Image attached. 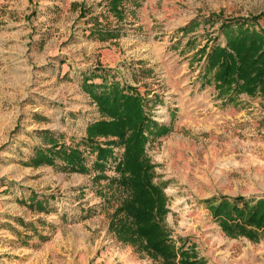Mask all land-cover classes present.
<instances>
[{
	"label": "rangeland",
	"instance_id": "obj_1",
	"mask_svg": "<svg viewBox=\"0 0 264 264\" xmlns=\"http://www.w3.org/2000/svg\"><path fill=\"white\" fill-rule=\"evenodd\" d=\"M257 14L264 0H0V264H159L108 230L122 195L106 178L29 163L48 129L90 165L80 138L101 118L81 87L90 71L135 89L165 127L144 152L175 245L203 264H264V228L230 237L205 202L264 199V99L228 100L199 77L200 53L224 42L221 23ZM112 150L107 176L123 145Z\"/></svg>",
	"mask_w": 264,
	"mask_h": 264
},
{
	"label": "trees",
	"instance_id": "obj_2",
	"mask_svg": "<svg viewBox=\"0 0 264 264\" xmlns=\"http://www.w3.org/2000/svg\"><path fill=\"white\" fill-rule=\"evenodd\" d=\"M259 17L264 18V14L222 22L219 29L223 44H214L207 51L199 49L204 60L199 77L228 100L239 93L264 99V29L254 27ZM94 76L97 74L93 71L81 76V87L101 117L88 122L80 138L87 153L93 154L90 165L85 164L84 150L77 144H64L60 134L55 136L48 129L38 132L41 145L34 146L29 163L81 174L92 172L95 180L106 178V185L120 190L122 195L108 221V230L116 239L159 264H203L191 247H184L183 242L176 246L163 224L166 198L162 186L152 180L153 165L145 155L144 143L152 129L164 131L165 127L144 112L143 98L135 89L116 80L94 83ZM109 136L114 138L107 139ZM118 144L123 145V151L113 164L117 176H107V163L114 160L112 147ZM30 198L28 204L41 209L42 204L33 195ZM205 202L220 229L230 237L243 235L254 240L256 231L264 228L262 198L219 196Z\"/></svg>",
	"mask_w": 264,
	"mask_h": 264
},
{
	"label": "crops",
	"instance_id": "obj_3",
	"mask_svg": "<svg viewBox=\"0 0 264 264\" xmlns=\"http://www.w3.org/2000/svg\"><path fill=\"white\" fill-rule=\"evenodd\" d=\"M133 261H131V263H132Z\"/></svg>",
	"mask_w": 264,
	"mask_h": 264
}]
</instances>
